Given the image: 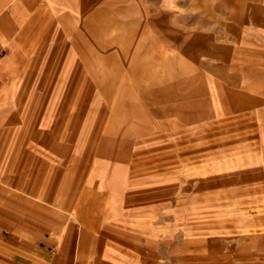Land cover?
<instances>
[{
  "label": "rangeland",
  "instance_id": "rangeland-1",
  "mask_svg": "<svg viewBox=\"0 0 264 264\" xmlns=\"http://www.w3.org/2000/svg\"><path fill=\"white\" fill-rule=\"evenodd\" d=\"M174 3L162 54L100 24L8 75L0 264H50L53 227L67 264H264V0Z\"/></svg>",
  "mask_w": 264,
  "mask_h": 264
},
{
  "label": "crops",
  "instance_id": "crops-1",
  "mask_svg": "<svg viewBox=\"0 0 264 264\" xmlns=\"http://www.w3.org/2000/svg\"><path fill=\"white\" fill-rule=\"evenodd\" d=\"M175 6L173 14L170 3L169 14L164 12L163 0H0V90L8 75L15 79L37 54L84 53L74 49H83L84 40L93 47L100 24L106 26L103 31L114 34L110 38H136L139 45L150 49L147 53L162 54L168 49L164 35L170 38L171 47L177 37ZM52 231L59 233L57 253L50 264H67L70 231L57 227ZM205 256L211 257V251Z\"/></svg>",
  "mask_w": 264,
  "mask_h": 264
},
{
  "label": "clouds",
  "instance_id": "clouds-1",
  "mask_svg": "<svg viewBox=\"0 0 264 264\" xmlns=\"http://www.w3.org/2000/svg\"><path fill=\"white\" fill-rule=\"evenodd\" d=\"M165 2H166V3H167V2H171V3H172V6L175 7L174 0H165ZM170 26H174V25H172L171 22H170ZM206 34H210V33H206Z\"/></svg>",
  "mask_w": 264,
  "mask_h": 264
}]
</instances>
